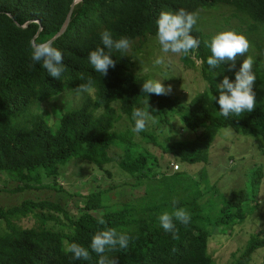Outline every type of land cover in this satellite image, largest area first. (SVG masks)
Returning <instances> with one entry per match:
<instances>
[{
    "label": "trees",
    "instance_id": "1",
    "mask_svg": "<svg viewBox=\"0 0 264 264\" xmlns=\"http://www.w3.org/2000/svg\"><path fill=\"white\" fill-rule=\"evenodd\" d=\"M73 1L0 0V171L13 173L18 181L12 194L48 185L40 172L34 173L38 168H45L50 187L62 190L58 180L72 159L112 175L105 166L113 161L115 145L125 151L119 163L126 172L157 184H148L141 198L115 207L104 196L116 184L90 192L77 217L50 198H25L8 208L0 203L6 228L0 234V264H217L209 250L214 232L209 226L243 222L256 205L244 208L242 202L256 200L258 194L234 191L216 218L210 212L204 215L202 209L217 194L210 185V191H202L200 184L209 182L208 175H194L184 167L173 171L169 163L166 172L155 170L154 154L133 151L135 145L126 137L132 132L116 133L118 115L112 103L133 122L142 112L159 123H170L177 115L194 138L162 145V150L188 165L209 163L210 148L224 127L264 140L263 58L234 60L213 39L206 41L194 23L198 10L225 4L250 24L251 35L264 39V0H81L65 33L36 48L34 43L45 44L60 31ZM148 35L180 46L187 64L196 66L193 53L201 59L207 89L186 104L135 74L134 61L143 47L129 52V43ZM260 39L255 43L264 49ZM67 88H94L95 96L88 95L81 106L62 115L54 131L32 107ZM208 194L203 205L199 201ZM58 213L65 215L69 231L53 229ZM31 215L38 224L22 227L19 221ZM259 248H264V236L252 234L245 248L232 253L231 264H249Z\"/></svg>",
    "mask_w": 264,
    "mask_h": 264
},
{
    "label": "rangeland",
    "instance_id": "2",
    "mask_svg": "<svg viewBox=\"0 0 264 264\" xmlns=\"http://www.w3.org/2000/svg\"><path fill=\"white\" fill-rule=\"evenodd\" d=\"M194 23L208 38L206 41L209 42L213 39L212 41L217 43L218 50L226 52L234 60L242 61L251 58H263L264 60L263 47H258L255 43L260 38V42H264L263 37L258 33L251 35L250 24L245 25L241 18L234 16L233 7L218 4L213 8H202L196 12ZM147 37L149 38L136 39L129 43V52L135 46L143 47L139 50L138 56L135 54L134 63L136 62V65L133 68L135 74L137 72V75L138 73L145 75L147 81L153 84L159 92L186 104L207 89V82L201 73V59H197L193 53L191 58L195 61L196 66L187 64L181 59L182 48L180 46H174L163 36L148 35ZM219 83L223 85L224 81L221 80ZM88 95L94 97L95 89L67 88L58 95L36 102L32 110L43 116L55 131L60 125L62 115L81 106ZM112 105L116 107L118 115L116 133L120 135L132 132V135L126 137L133 141L135 145L133 151L146 152L148 150L154 154L158 163L151 167L155 170L166 172L167 162L174 161L175 164H179L180 171L184 167L194 175L201 171L208 175L209 182L200 184L202 191L209 190L210 185L211 191L217 189V194L209 201L208 207L203 206L204 215L208 216L210 212L212 213L210 216L216 218L226 199L234 191L244 189L252 196L258 194L256 200L252 197L253 200L242 202L244 208L256 205L252 213H246L243 222L223 228L220 226L218 229L215 224L209 226L211 233L214 231L210 238L209 250L213 253L212 256L217 264H231L232 253L245 248L246 242L252 234L259 233L264 236V140L240 134L231 127H224L220 129L210 148L208 164L188 165L181 162L180 164L177 160H173L169 154L163 153L161 146L177 140L194 138L191 136H194L193 133L182 127L177 115L170 118V123H159L156 116L149 112H142L139 116H135L134 124L126 115L122 114L117 102ZM20 116L22 115L14 116V124L18 123ZM148 134L151 135L150 138L147 137ZM111 154L113 161L105 168L109 169L112 175H108L105 170H99L97 166L81 159L69 161L64 166V173L58 180V187L62 190L50 187L51 179L45 175V168H38L34 173L40 172L43 182L48 185L28 188L25 192L12 194L11 191L18 186V181L13 173L0 171V203L8 208L18 205L25 198H50L54 202H60L71 216L77 217L80 215L79 208L83 205L85 195L96 190L106 189L109 185H117L104 196V202L111 207L118 206L122 202L139 199L148 193V184L156 183V181H149L151 178L137 179L126 172L119 163L125 154L123 148L114 145ZM210 196L211 194H208L204 199V195L199 202L206 205ZM45 212L47 213V210ZM95 214L99 216L100 211H96ZM55 215L59 221L58 225L54 226L53 221L48 222V225L54 226L53 229L57 231H69L70 224L65 215L63 213ZM19 223L22 227L29 228L36 226L38 220L34 215H31L20 220ZM5 230V221L0 219V234ZM252 255L249 264H264V248H259Z\"/></svg>",
    "mask_w": 264,
    "mask_h": 264
},
{
    "label": "water",
    "instance_id": "3",
    "mask_svg": "<svg viewBox=\"0 0 264 264\" xmlns=\"http://www.w3.org/2000/svg\"><path fill=\"white\" fill-rule=\"evenodd\" d=\"M79 1H81V0H74L73 1V3H72V5H71V9H70V11H69V13H68V16H67V18H66V21H65V23L63 24V26H62V28L60 29V31L51 39V40H49L46 44H43L42 46H38V45H36V44H33L36 48H44L45 46H49L50 44H52L55 40H57L62 34H64L65 33V31L67 30V28H68V25H69V23H70V21H71V17H72V12H73V9H74V6H75V4L77 3V2H79ZM10 15V14H9ZM10 17H13L12 15H10ZM29 23V22H28ZM28 23L27 24H25L24 26H22V27H26L27 25H28ZM42 29V27H40V30Z\"/></svg>",
    "mask_w": 264,
    "mask_h": 264
},
{
    "label": "clouds",
    "instance_id": "4",
    "mask_svg": "<svg viewBox=\"0 0 264 264\" xmlns=\"http://www.w3.org/2000/svg\"><path fill=\"white\" fill-rule=\"evenodd\" d=\"M78 3V2H77ZM27 24V23H26ZM24 26V25H23ZM27 27V26H26ZM42 30V29H41ZM51 40V39H50ZM33 41H34V39H33ZM48 42V41H47ZM46 42V43H47ZM45 43V44H46ZM35 44V43H34ZM43 45V44H42ZM42 45H38V46H42ZM46 47V46H45ZM40 49V48H39ZM41 49H43V48H41ZM165 94V93H164ZM162 146V145H161ZM171 156V155H170ZM172 157V156H171ZM173 158V157H172ZM173 160H175L174 158H173ZM179 162V161H178ZM167 163H169L170 164V168H171V170L173 169V166H174V169H173V171H178L179 170V164L178 163H174V161H169V162H167ZM180 163V162H179ZM175 164V165H174ZM181 164V163H180ZM199 164V163H198ZM178 166L177 168L175 167V166ZM196 165V164H195Z\"/></svg>",
    "mask_w": 264,
    "mask_h": 264
},
{
    "label": "built area",
    "instance_id": "5",
    "mask_svg": "<svg viewBox=\"0 0 264 264\" xmlns=\"http://www.w3.org/2000/svg\"><path fill=\"white\" fill-rule=\"evenodd\" d=\"M175 167L177 168L178 166L176 165Z\"/></svg>",
    "mask_w": 264,
    "mask_h": 264
}]
</instances>
